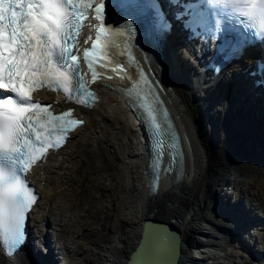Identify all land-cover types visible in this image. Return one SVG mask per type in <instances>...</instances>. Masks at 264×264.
<instances>
[{
  "label": "bare ground",
  "instance_id": "obj_1",
  "mask_svg": "<svg viewBox=\"0 0 264 264\" xmlns=\"http://www.w3.org/2000/svg\"><path fill=\"white\" fill-rule=\"evenodd\" d=\"M135 47L176 135L171 170L154 176L148 136L129 111L123 92L94 88L97 101L89 109H73L84 125L31 176L39 199L28 213L26 249L18 258H5L0 251V264H122L145 218L173 224L179 231L177 264H249L237 248L239 225L219 202L235 198L237 205L231 202L229 211L237 215L243 201L239 192L244 193L246 200L252 198L244 204L260 212L258 223L264 228V114L251 116L236 92L248 64L231 61L210 80L195 64V48L187 45L189 54H179L185 76L169 61L167 42L156 62L147 53L146 40H136ZM169 160L166 155L165 167ZM108 163L118 171L115 185L102 188L118 194L111 222L102 216L106 206L97 210V195L90 190L79 197L70 183L79 166L100 172ZM120 222L123 238L115 235ZM258 250L263 259L255 256L251 264L264 262V240Z\"/></svg>",
  "mask_w": 264,
  "mask_h": 264
},
{
  "label": "snow or ice",
  "instance_id": "obj_2",
  "mask_svg": "<svg viewBox=\"0 0 264 264\" xmlns=\"http://www.w3.org/2000/svg\"><path fill=\"white\" fill-rule=\"evenodd\" d=\"M172 3L178 5V0ZM205 6L216 17L214 27L208 29L210 39H215L226 23L253 29L257 37L264 39V0H206ZM105 7L106 0H0V249L9 254L26 242V217L38 200L21 173L31 171L46 159L50 149L63 147L70 134L85 123L73 115L71 108L53 114V105L34 102L31 93L45 87L63 91L65 102L87 108L97 101L89 84L105 78L97 67L103 69L111 63L107 51L111 37L124 35L105 27ZM147 7L152 9L156 30L160 34L168 31L169 25L161 19L156 0H148ZM89 11L99 24L89 25L96 36L91 48L83 50L91 75V80L85 81L86 73L81 72L74 49L79 51L77 37ZM177 19H183L179 13ZM126 27L131 28V24ZM90 53H98L95 60L90 59ZM111 71L119 75L125 69L117 65ZM140 81L148 93L155 95V86L147 77L141 74ZM140 87L141 84L134 85L127 95L136 96L139 101H129L130 107L143 109L136 111V119L149 134L150 167L158 177L161 171L171 170L176 135L167 112L159 120L158 107L145 103L147 95L140 96L135 91ZM166 155L170 157L168 167L163 163Z\"/></svg>",
  "mask_w": 264,
  "mask_h": 264
},
{
  "label": "water",
  "instance_id": "obj_3",
  "mask_svg": "<svg viewBox=\"0 0 264 264\" xmlns=\"http://www.w3.org/2000/svg\"><path fill=\"white\" fill-rule=\"evenodd\" d=\"M179 244L180 233L173 224L145 218L122 264H177Z\"/></svg>",
  "mask_w": 264,
  "mask_h": 264
},
{
  "label": "rangeland",
  "instance_id": "obj_4",
  "mask_svg": "<svg viewBox=\"0 0 264 264\" xmlns=\"http://www.w3.org/2000/svg\"><path fill=\"white\" fill-rule=\"evenodd\" d=\"M89 159L93 163L97 162L96 158L94 156H90ZM100 170H101L100 172H93L91 170L84 171L83 167L79 166L77 169H75L74 173L72 174V178H71L72 180L70 181V183L74 187H76V189L78 190L79 197H83L87 193L90 194L91 191H92V194L94 196L97 195L96 197H97L98 202H99L98 204H96L97 210H99L100 207H102V206H104V207L106 206L107 208L103 210V215L102 216L104 218H107V221L109 219V221L111 222V216L113 215V212H114L113 210L115 209V203H116V200L118 198V194H117V192H111L109 190H108L109 192L104 191L102 188H103V186L109 187V186H111V184H112V186L115 185L116 178L118 176V175L116 176V174L118 173V171H117L116 167L111 165L110 163H108L107 165L101 167ZM99 178H101V179H99ZM72 181H74V182H72ZM254 192H255V190H254ZM239 196L241 197L240 200H243V201H241L242 205H246V204H244V202H247L250 199H252V198H249L248 200H246V196L242 192H239ZM109 198L110 199H114V200H112L110 202V206H109V201H110ZM253 200H257V195L254 196ZM255 211H257V210H255ZM86 221L87 220H85V222ZM123 225H124L123 222H120L118 224L119 227H118L117 231L115 232V235L117 234V237L123 238V235L125 234ZM251 239L253 240V245H254V241H256V243L260 242V243H257V244L255 243L256 245H254V249H256V248L258 249L259 247L262 246V241L264 240V228H263V226L261 227L260 231L253 232V235H252ZM251 239L249 238L248 242L251 241ZM249 245L251 246L252 243L249 244ZM258 253H259L258 256L262 257V259H263L262 254L260 252H258ZM263 263H264L263 261H259V264H263Z\"/></svg>",
  "mask_w": 264,
  "mask_h": 264
}]
</instances>
